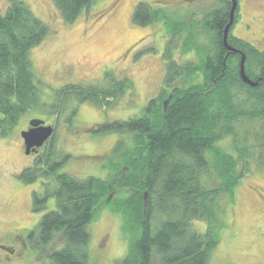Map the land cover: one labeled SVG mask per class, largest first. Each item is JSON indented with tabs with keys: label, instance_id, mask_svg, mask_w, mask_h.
Returning a JSON list of instances; mask_svg holds the SVG:
<instances>
[{
	"label": "trees",
	"instance_id": "1",
	"mask_svg": "<svg viewBox=\"0 0 264 264\" xmlns=\"http://www.w3.org/2000/svg\"><path fill=\"white\" fill-rule=\"evenodd\" d=\"M52 1L63 21L70 23L93 0ZM222 1L224 5L205 19L204 30L209 31L207 37L211 46L208 53L203 54L201 65L194 69L200 71L199 83L175 87L167 95L162 90L136 118L107 121L87 129L101 134L133 135V145L117 139L111 150L115 154L124 152L122 161L109 162L111 171L126 167L118 186L111 188L109 179L94 176L81 179L63 172L71 155L52 144L55 133L49 141L53 147L37 154L39 159L32 167L17 174L19 181L26 184L38 181L42 187L41 191L31 194L33 212H41L45 203L53 199V209L41 215L36 225L38 241L43 246L52 241L56 233L63 240L62 246L47 252L48 264H93L89 260L88 226L96 218L98 204L108 196L107 205L123 216L127 234V251L119 264H152L154 261L158 264H210V254L218 245L219 228L224 226L217 216L221 212L217 199L227 195L228 204L234 201L233 189L244 175L249 158L256 155L262 159L258 150L264 151L260 147L256 152L249 150L254 144L264 146V133L253 132L249 138L244 135L239 140L232 130L233 122L254 117L262 120L264 128V51L230 34L227 37L228 44L244 53L249 79L258 82L250 88L239 78L240 55L225 59L227 51L221 39L230 8L229 2ZM132 13L133 22L140 26L162 18L160 9L144 1H140ZM50 33L52 28L35 16L23 0H0L1 135H6L30 110L45 104L55 116L52 122H58L67 111L65 122L69 128H76V118L73 119L78 105H111L113 98L123 94L129 85L126 79H113L108 86L94 82L64 85L46 102V87L32 68L29 52ZM251 58L260 73L248 71ZM192 71L186 75L188 80L195 75ZM165 100L168 102L164 111ZM225 135L232 137L230 146L235 149L234 153L215 146ZM248 139L252 144H248ZM238 163L243 165V170H237ZM209 171L219 180L217 187L205 186L202 175ZM129 188L132 191L129 197H112L116 191ZM143 199L146 207L141 204ZM197 220L206 223L203 232L195 227Z\"/></svg>",
	"mask_w": 264,
	"mask_h": 264
},
{
	"label": "rangeland",
	"instance_id": "2",
	"mask_svg": "<svg viewBox=\"0 0 264 264\" xmlns=\"http://www.w3.org/2000/svg\"><path fill=\"white\" fill-rule=\"evenodd\" d=\"M23 1L31 7L35 16L52 28V33L29 52L32 68L46 87V102L55 90L64 85L94 82L108 86L113 79L129 82L125 92L114 97L111 105H78L73 119L76 118V128H69L65 122L69 114L67 111L61 114L58 122H52L55 116L49 113V106L45 104L21 117L6 135L0 133V243L13 245L15 238L21 247L20 250L17 247L19 253L15 257L10 256L9 261L5 255L2 259L4 253L0 251V264H48L47 252L62 246L63 240L56 233L46 246L38 241L37 222L47 210L53 209V199L45 203L41 212L31 209V194L42 187L38 181L33 184L20 182L16 176L24 168L31 167L38 156L31 158L24 154L20 131L25 129L31 118H45L47 123H54L52 144L71 155V159L64 164L63 172L81 179L86 176L109 179L111 188L118 186L125 176L126 167L111 171L108 169L109 162L122 161L124 152L115 154L111 150L117 139L133 145V135L117 132L101 134L87 129L105 120L115 122L136 118L162 90L167 95L175 87L185 88L190 83H199L200 71L194 69L201 65L203 54L208 53L211 46L207 37L209 31L204 30L205 19L224 2L93 0L78 18L65 23L52 0ZM140 1L160 9L162 18L143 26L134 23L132 12ZM237 1L238 9L229 34L263 52L264 0ZM248 61V71L260 73L255 61L252 58ZM191 71L195 75L188 80L186 75ZM240 119L232 124L236 139L241 140L244 135L249 138L253 132L264 133L262 120L257 117ZM51 139L43 144L39 155L53 147L49 144ZM247 141L252 144L250 139ZM231 143L232 137L225 135L215 146L234 153ZM250 147L251 152L264 148L256 144ZM258 153L263 158L259 159L256 155L249 158L244 175L233 189L234 201L228 204L227 195L217 199L221 211L217 216H220L224 226L219 228V241L210 254V264H264V151L258 150ZM242 167L241 163L237 164L238 171L243 170ZM211 173L204 172L202 180L206 187L214 188L219 185V180ZM131 193L130 188L118 190L112 197L127 198ZM108 200L109 196L98 204L96 218L88 226L91 238L89 260L93 264H119L127 251L123 216L107 205ZM141 204L146 207L144 199ZM205 226L203 220L195 222L199 232H203ZM23 228L30 229L31 235H27V230ZM9 237L12 243L8 241ZM21 240L27 242L25 248ZM152 264L158 263L154 261Z\"/></svg>",
	"mask_w": 264,
	"mask_h": 264
},
{
	"label": "water",
	"instance_id": "3",
	"mask_svg": "<svg viewBox=\"0 0 264 264\" xmlns=\"http://www.w3.org/2000/svg\"><path fill=\"white\" fill-rule=\"evenodd\" d=\"M229 2V14L228 23L224 26L222 34V44L226 49L227 53L225 59L230 55L239 54L238 72L241 82H244L250 87L258 85L257 81H251L245 72V55L242 51H239L235 47L228 44L227 37L229 35V29L234 22V15L237 11L238 1L237 0H226ZM165 105V103H164ZM28 128L20 131L21 138L24 145V154L32 155L37 154L39 149L42 148L43 144L52 138V132L54 129V123H45L44 119L31 118L28 122Z\"/></svg>",
	"mask_w": 264,
	"mask_h": 264
},
{
	"label": "flooded vegetation",
	"instance_id": "4",
	"mask_svg": "<svg viewBox=\"0 0 264 264\" xmlns=\"http://www.w3.org/2000/svg\"><path fill=\"white\" fill-rule=\"evenodd\" d=\"M162 1H164L165 3H169V2H172L171 0H162ZM192 2V1H195V0H174V3H183V2ZM173 3V4H174ZM168 98H169V96H168ZM168 98H167V100H168ZM167 100H165L164 102H163V107H164V111H165V109H166V105H167ZM164 103H165V105H164ZM107 122V120H105L104 122H102L103 124H105ZM45 123H47L46 121H45ZM55 125V124H54ZM28 128V125L25 127V129H27ZM22 146H23V152H24V145L22 144ZM39 151H40V149H39ZM39 151H38V153H39ZM37 153V154H38ZM37 154H32V155H26L27 157H31V158H36L37 157ZM31 167H32V165H31ZM31 167H29V168H31ZM25 169V168H24ZM20 173V172H19ZM34 191H41V190H34ZM25 228H23V230H24ZM25 230H27L26 232H27V235H31V230L30 229H25ZM30 232H29V231ZM15 239V238H14ZM12 240V242H14V244L13 245H8V246H6L5 244L4 245H1V243H0V251L2 252V253H4L3 255H2V259H4V255H5V259L7 260V261H9L10 260V256H12V257H15V256H17V254L19 253L18 251H17V247H19V250H20V246L19 245H17V242H16V240ZM11 240V237H9V242H11L10 241ZM11 242V243H12ZM21 243H22V245L24 246V248H25V246L27 245V242L26 241H24V240H21L20 241ZM17 251V252H16Z\"/></svg>",
	"mask_w": 264,
	"mask_h": 264
},
{
	"label": "bare ground",
	"instance_id": "5",
	"mask_svg": "<svg viewBox=\"0 0 264 264\" xmlns=\"http://www.w3.org/2000/svg\"><path fill=\"white\" fill-rule=\"evenodd\" d=\"M250 88H251V87H250ZM55 126H56V125H54V129H53V132H52V134H54ZM29 173H30V172H29ZM20 182H21V181H20ZM47 206H48V205H47Z\"/></svg>",
	"mask_w": 264,
	"mask_h": 264
}]
</instances>
